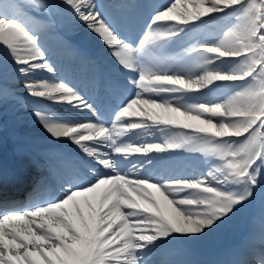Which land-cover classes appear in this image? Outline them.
I'll return each instance as SVG.
<instances>
[{
    "label": "snow or ice",
    "instance_id": "snow-or-ice-1",
    "mask_svg": "<svg viewBox=\"0 0 264 264\" xmlns=\"http://www.w3.org/2000/svg\"><path fill=\"white\" fill-rule=\"evenodd\" d=\"M57 7L99 38L114 71L92 70L88 91L58 76L34 15L53 5L0 0V67L22 78L26 95H11L50 145L27 202L0 199V264H185L159 257L264 196V0ZM179 152L207 167H176ZM259 230L236 264H264V212Z\"/></svg>",
    "mask_w": 264,
    "mask_h": 264
},
{
    "label": "bare ground",
    "instance_id": "bare-ground-1",
    "mask_svg": "<svg viewBox=\"0 0 264 264\" xmlns=\"http://www.w3.org/2000/svg\"><path fill=\"white\" fill-rule=\"evenodd\" d=\"M127 23L131 26L128 19ZM134 28L135 26L132 27V34L135 36ZM51 51L56 53L54 54L56 57H60L58 54L60 52L55 46ZM100 53L105 59L109 58L107 52ZM62 54L73 58L75 48L63 51ZM80 57H74L75 64H69V69L74 71V74L80 75L88 71V68L93 69L89 65V60ZM102 60L104 59L94 58L92 63L99 67ZM57 75L65 78L62 73ZM90 77L87 80H80V85L90 86ZM21 79L10 67L6 71L0 68L2 83L25 95L23 85H19ZM45 137L46 134L33 122L30 113L21 105L3 120L0 119V199L15 200L18 205L23 204L26 197L31 195L29 189L33 183L41 176L47 175L44 170V153L50 145ZM197 157V154L179 152L175 155L173 163L178 168L203 170L199 168L202 161ZM244 218L241 210L207 239L178 241L175 252L159 259L181 261L185 264H236L238 261L250 260L249 249L247 252H244V249L248 248L250 243L260 242L261 236L260 230L254 231V228L247 233L244 232Z\"/></svg>",
    "mask_w": 264,
    "mask_h": 264
},
{
    "label": "rangeland",
    "instance_id": "rangeland-1",
    "mask_svg": "<svg viewBox=\"0 0 264 264\" xmlns=\"http://www.w3.org/2000/svg\"><path fill=\"white\" fill-rule=\"evenodd\" d=\"M46 3H50L53 5V8L50 10V12H37L36 15L37 19L43 22V28L40 33L41 35V42L44 45V47L48 50L50 49L49 46L54 43H56L57 39L55 38V35H51L54 30V25H56L64 22L67 26H65V30L69 33V35L74 39L81 40L84 44L94 49V51H105L107 52V49L102 44V42L99 40V38L93 34L91 31H89L81 22H73L71 18L68 16L66 10L61 7H57L59 5L60 0H45ZM103 2H111V0H103ZM147 2H164V0H147ZM58 19V22L56 23L55 20ZM128 21L134 22L137 25L136 34H138L141 31V28L147 19V10L145 9H138L136 12L128 17ZM61 26V25H58ZM58 36V35H57ZM73 41V40H72ZM72 46H77L76 42H72ZM109 57V56H107ZM110 59V58H109ZM21 81V80H19ZM19 85H22L20 83ZM3 89V95L8 91L3 86H1ZM5 91V92H4ZM8 96V99L0 100L1 104H4V107L7 110H14V108L17 106L15 105V102L9 100V94L4 95ZM4 111V110H3ZM1 115H4V112H0ZM203 157L199 155V159H202ZM207 167V165H202L200 168ZM242 212L245 215L244 218V232L247 233L249 228L248 222L251 221L254 226L255 230H259V217L262 212H264V196H262L259 192L257 193L256 198L247 204L243 209H241ZM256 243V242H253ZM260 244V242H258ZM247 252V249H246Z\"/></svg>",
    "mask_w": 264,
    "mask_h": 264
}]
</instances>
